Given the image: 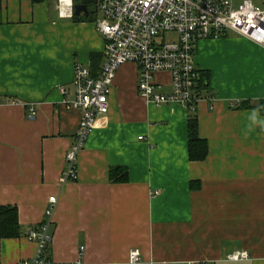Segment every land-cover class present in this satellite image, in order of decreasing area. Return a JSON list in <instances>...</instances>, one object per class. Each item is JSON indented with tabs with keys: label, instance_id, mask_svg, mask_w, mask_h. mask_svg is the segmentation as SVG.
<instances>
[{
	"label": "crops",
	"instance_id": "1",
	"mask_svg": "<svg viewBox=\"0 0 264 264\" xmlns=\"http://www.w3.org/2000/svg\"><path fill=\"white\" fill-rule=\"evenodd\" d=\"M97 16L62 17L56 0H0V206H16L20 226L0 236V264L34 256L28 235L53 195L45 255L54 264H264V48L245 37L196 48L214 95L196 110L206 159L190 160V111L146 101L138 65L127 62L78 156V178L60 182L82 117L68 107L75 65L91 68L105 49ZM170 79L156 75L165 90ZM117 166L128 180L110 179ZM235 251L248 257L232 259Z\"/></svg>",
	"mask_w": 264,
	"mask_h": 264
},
{
	"label": "built area",
	"instance_id": "2",
	"mask_svg": "<svg viewBox=\"0 0 264 264\" xmlns=\"http://www.w3.org/2000/svg\"><path fill=\"white\" fill-rule=\"evenodd\" d=\"M63 2L59 0L60 16L71 18L74 0L70 6ZM97 14L96 28L105 40L104 58L97 76L88 66L75 65V98L68 107L79 108L82 117L65 155L63 184L78 178V156L97 117L110 110L109 96L121 65H138V92L146 101L158 107L180 104L194 112L200 101L214 99L200 87L202 71L195 61L199 41L235 32L264 48V0H97ZM158 73L171 76L169 90L157 82ZM29 111L36 116L34 105H29ZM57 200L55 195L49 197L45 218L29 232V239L37 244L34 256L17 264H54L45 251L52 240ZM230 257L243 259L248 253L235 251ZM139 261V251H132L130 262Z\"/></svg>",
	"mask_w": 264,
	"mask_h": 264
},
{
	"label": "trees",
	"instance_id": "3",
	"mask_svg": "<svg viewBox=\"0 0 264 264\" xmlns=\"http://www.w3.org/2000/svg\"><path fill=\"white\" fill-rule=\"evenodd\" d=\"M33 3H39L44 0H32ZM79 0H74L77 2ZM71 18L86 19L84 15L78 17L75 14ZM104 58L103 53H93L91 55V71L94 76H97L101 70V64ZM206 81V83H205ZM209 73L206 71L201 72L200 87L209 91ZM188 122V135H189V157L190 160L200 161L206 159L209 153V145L206 139L201 138L198 134V119L196 111L190 112ZM110 179L112 181H126L128 180V168L124 166H117L111 168ZM196 183L192 182V188ZM20 234V226L18 222V209L14 205L0 206V236L2 238L17 237ZM50 245V243H49ZM49 245L45 253L49 250Z\"/></svg>",
	"mask_w": 264,
	"mask_h": 264
},
{
	"label": "water",
	"instance_id": "4",
	"mask_svg": "<svg viewBox=\"0 0 264 264\" xmlns=\"http://www.w3.org/2000/svg\"><path fill=\"white\" fill-rule=\"evenodd\" d=\"M90 4L97 6V0H80L78 3H75L73 5L74 14L78 17L82 15L88 17L90 14L97 12V8L94 11L89 10Z\"/></svg>",
	"mask_w": 264,
	"mask_h": 264
},
{
	"label": "rangeland",
	"instance_id": "5",
	"mask_svg": "<svg viewBox=\"0 0 264 264\" xmlns=\"http://www.w3.org/2000/svg\"><path fill=\"white\" fill-rule=\"evenodd\" d=\"M237 2H239L240 0H236ZM56 4H57V6L59 5V0H56ZM96 23V22H95ZM243 37V36H241V35H239V34H237V33H235V32H230L229 34H228V37L227 38H235V37ZM205 40H208V39H204L203 41H205ZM212 41H214V40H212ZM200 44H203L202 42H200ZM199 44V45H200ZM199 53L196 51V56L198 55Z\"/></svg>",
	"mask_w": 264,
	"mask_h": 264
},
{
	"label": "flooded vegetation",
	"instance_id": "6",
	"mask_svg": "<svg viewBox=\"0 0 264 264\" xmlns=\"http://www.w3.org/2000/svg\"><path fill=\"white\" fill-rule=\"evenodd\" d=\"M79 1H80V0H79ZM79 1L74 2V4H75V3H78ZM96 8H97V6L94 5V4H90V5H89V10H90V11H94Z\"/></svg>",
	"mask_w": 264,
	"mask_h": 264
},
{
	"label": "bare ground",
	"instance_id": "7",
	"mask_svg": "<svg viewBox=\"0 0 264 264\" xmlns=\"http://www.w3.org/2000/svg\"><path fill=\"white\" fill-rule=\"evenodd\" d=\"M62 1H64L63 4H64L65 6H66V5H69V6H70L72 0H62ZM51 261H52V260H51Z\"/></svg>",
	"mask_w": 264,
	"mask_h": 264
}]
</instances>
